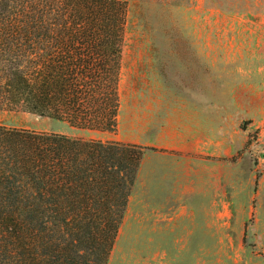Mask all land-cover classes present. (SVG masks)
<instances>
[{
  "label": "trees",
  "instance_id": "1",
  "mask_svg": "<svg viewBox=\"0 0 264 264\" xmlns=\"http://www.w3.org/2000/svg\"><path fill=\"white\" fill-rule=\"evenodd\" d=\"M129 8L0 0V112L116 131ZM147 150L0 124V264H108Z\"/></svg>",
  "mask_w": 264,
  "mask_h": 264
},
{
  "label": "rangeland",
  "instance_id": "2",
  "mask_svg": "<svg viewBox=\"0 0 264 264\" xmlns=\"http://www.w3.org/2000/svg\"><path fill=\"white\" fill-rule=\"evenodd\" d=\"M257 2L264 0H130L114 132L77 130L20 110L0 112V124L9 127L142 146L152 165L156 161L158 169L166 165L170 171L184 158L176 153L162 158L163 150L154 144L165 129H196L203 108L214 124L224 114L227 127L241 129V142L248 136L237 157L223 159L236 164L228 175L243 173L221 182L227 190L223 201L215 196L222 187L202 188L195 181V207L202 206L204 192L197 195L198 190H210L209 207L220 200L226 213L194 211L190 241L164 243L152 237L158 241L146 243L144 227L154 221H148L152 213L143 206L154 184H137L108 264H264V108L259 105L264 94L252 106L257 111L250 100L234 98L240 86L264 90L260 78H249L264 75V19L248 12ZM234 64L243 66L242 72L235 73ZM250 80L254 83H245ZM255 112L262 116L245 134Z\"/></svg>",
  "mask_w": 264,
  "mask_h": 264
},
{
  "label": "crops",
  "instance_id": "3",
  "mask_svg": "<svg viewBox=\"0 0 264 264\" xmlns=\"http://www.w3.org/2000/svg\"><path fill=\"white\" fill-rule=\"evenodd\" d=\"M251 6L252 7L248 9V12L252 14L251 16L255 19H264V2H257L255 5ZM244 11L245 10L242 9L241 13ZM261 51L263 50L258 52ZM233 67L237 69L235 73L242 72L241 67L243 66L234 64ZM252 77L253 79L260 78L261 83H264V75H260L259 73V75L249 76V78ZM245 83L251 84L254 83V80L246 81ZM240 88L241 89L234 95V98L236 100H250V107H252L256 101L261 100L259 98L264 94V90L258 91L257 88L251 86H240ZM205 97V94H203L202 98L204 99ZM259 105H261V109H263L264 100L260 102ZM252 108L256 111L258 110L257 107ZM203 109V115L200 117V122H197L196 129L191 127L186 129L185 132L175 127V129H165L159 136L158 143L154 144L155 147L163 150L159 152L162 158H169L170 160L171 156H173L170 153H176L178 157L181 156L180 158H184V160L178 161V166L176 165L174 171H170L169 168H166V165L158 169L156 161L152 165L148 161L146 154L141 162L136 185L142 186L145 183L149 186L148 188H151L152 184H154L153 189H148V198L146 199L147 205L143 206L147 211L152 213L147 217L148 221H154L153 225H149L148 223L144 227L147 233L145 237L149 235V237L144 240L146 243L155 244L158 241L152 237H159V242L174 244L185 239L186 241L192 240L195 224L193 219L194 211L216 210L218 212L223 211L224 213L228 211V208L226 209L227 204L220 200L209 207V199L213 198L214 195L212 191L203 189L198 190L199 193L197 195H201L200 192H204V194L202 193L203 199L201 205H204L203 201L205 200L206 207H198L199 204L195 207V203H193L191 199V196H193L195 192V181H197V184L202 186V188L212 187L218 189L222 187L221 182L223 180L239 179L243 176V173L231 176L228 175L229 166L233 168L236 164L234 162L231 163L229 160L223 161V159L237 157L246 146L248 136L241 142L242 138L240 132L242 130L234 129V127H227V117L224 114L219 116L217 123L214 124L215 122H211L210 116L208 115L209 111L204 113ZM255 113L257 116L254 115L248 118V121L251 123L244 131L245 134H248L255 128L257 119L262 116H258L257 112ZM262 114L264 115V112H262ZM232 129H234L233 133L231 132ZM211 132H213V134H211ZM214 133L216 134L214 135ZM167 151L169 152L167 153ZM262 157V161L264 162V155ZM251 179H253L252 175ZM226 195L227 190L222 187L221 190H217L215 196L217 199L222 198L223 201ZM128 208L126 213L128 212ZM218 222L220 223L219 218L217 219V223ZM224 224L225 222L223 221V226ZM129 228H133V226Z\"/></svg>",
  "mask_w": 264,
  "mask_h": 264
}]
</instances>
